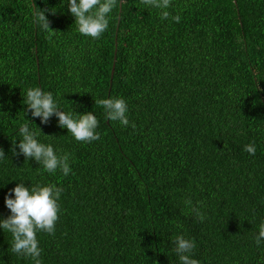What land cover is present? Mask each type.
<instances>
[{
    "label": "trees",
    "instance_id": "1",
    "mask_svg": "<svg viewBox=\"0 0 264 264\" xmlns=\"http://www.w3.org/2000/svg\"><path fill=\"white\" fill-rule=\"evenodd\" d=\"M66 3L0 0V220L19 183L56 184L55 235L37 234L42 264H180L177 235L195 242L199 264H264V0H172L179 23L117 0L99 39L78 32ZM33 5L47 10L51 40ZM30 87L74 118L93 112L100 139L77 142L58 117H33ZM109 98L126 101L129 126L95 105ZM24 124L70 154L68 176L13 154ZM11 241L0 228V264H34Z\"/></svg>",
    "mask_w": 264,
    "mask_h": 264
},
{
    "label": "clouds",
    "instance_id": "2",
    "mask_svg": "<svg viewBox=\"0 0 264 264\" xmlns=\"http://www.w3.org/2000/svg\"><path fill=\"white\" fill-rule=\"evenodd\" d=\"M171 2L172 0H140L146 9H159L161 20L171 18L179 23L181 17L171 16L167 10L171 7ZM66 4L70 13L75 17L78 32L83 36L99 39L109 26L108 17L116 7L117 0H79V2L67 0ZM33 10L34 23L45 32H49L48 38L51 40V35L55 31L50 27L51 22L46 15L47 10L36 8L34 5ZM22 94L27 110L33 117L40 118L43 124H47L51 117L56 116L59 127L66 128L77 142L91 143L100 139V133L96 131L100 122L93 112L76 113L77 118H74L73 113H66L59 108L51 92H44L38 87H30L26 93ZM95 105L105 110L106 119L119 122L123 127L129 126L128 106L123 98L95 99ZM131 127L135 129L136 125L131 124ZM18 134L22 139L18 144L19 152L16 151V141H13L14 155H23L26 160L34 158L40 165L39 168H43L47 173L55 174L59 170L64 176L70 174V154L57 155L51 144L45 145L38 141V133L31 131L27 124L19 128ZM244 151L254 156L256 152L254 144L246 145ZM4 156V151L0 149V158ZM62 191L63 189L57 187L56 184L47 186L36 184L26 187L24 183H19L9 191L5 204L11 215L0 220V228H3L4 232L11 233L12 241L9 249L12 253L30 258L34 264H42L40 259L42 249L39 247L37 234L45 232L55 235L60 212L58 201ZM13 193L15 198H12ZM185 203L188 206L192 205L191 199L186 200ZM190 210L200 222L206 219L204 213L198 208L191 207ZM262 240H264V222L259 225L258 235L255 237L258 247ZM173 243L180 264H199L196 259L191 258L196 246L194 241L186 239L183 235H177L173 238Z\"/></svg>",
    "mask_w": 264,
    "mask_h": 264
},
{
    "label": "water",
    "instance_id": "3",
    "mask_svg": "<svg viewBox=\"0 0 264 264\" xmlns=\"http://www.w3.org/2000/svg\"><path fill=\"white\" fill-rule=\"evenodd\" d=\"M113 72H114V69H113Z\"/></svg>",
    "mask_w": 264,
    "mask_h": 264
}]
</instances>
